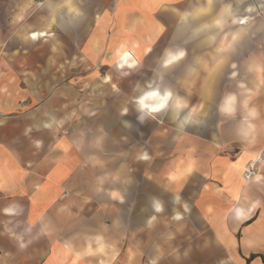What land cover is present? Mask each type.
<instances>
[{"label":"crops","instance_id":"crops-1","mask_svg":"<svg viewBox=\"0 0 264 264\" xmlns=\"http://www.w3.org/2000/svg\"><path fill=\"white\" fill-rule=\"evenodd\" d=\"M40 1V6L45 5L37 10L36 0H0V264H90L88 259L100 264L105 262L106 255H119L127 245L124 239L130 229L129 220L153 210H168L170 203L163 199L165 209L153 192L150 199L144 200L107 195L105 177L111 173L110 164L91 165L88 150L79 148L73 134L59 132L62 121L57 117L58 62L66 56L51 52V46L57 44L53 31H88L80 42L87 61L109 54L115 63L121 47L136 52L140 43L141 53L150 50L147 41L154 43L162 37L169 30L167 22L171 17L180 19L183 13L216 11L210 6L197 7L194 11L178 8L190 0H48V4L47 0ZM226 2L227 20L231 19L228 13H233L232 7L229 10L233 0ZM242 7L244 12H250L249 4ZM184 19L186 22L179 23L174 34L176 40L190 24ZM108 31L113 32L112 39L106 38ZM176 40L168 41L166 47L169 44L171 47L151 56L158 71L153 79L156 78L158 88L164 93L177 92L171 85L174 81L181 83L178 88L189 87L182 83L183 73L202 68L194 65L203 62L199 54L198 57L187 54L182 47L185 42ZM180 50L183 56L177 55ZM219 56L211 59L216 61ZM233 64L229 77H238ZM173 71L179 73L170 78ZM64 73L68 76L67 67ZM219 75L220 72L211 77ZM62 86L67 89L66 85ZM191 91L218 93L209 83ZM224 110V115H231L233 102L225 104ZM103 118L115 131L113 141L121 147L123 131L115 129L117 125L107 121L106 115ZM151 127L145 124L146 129ZM251 128L247 124L241 127L240 138L247 146L233 151V160L215 155L213 148L203 150L209 151L210 156L201 155L200 149L189 151L188 156L195 158L190 164L192 174L200 179L197 199L192 200V221L199 225L198 231L204 228L210 232V235H195L192 264H264V210L255 198L242 197L243 185L257 182L261 165L253 179L243 180L245 165L260 155L253 145L248 146L255 141ZM259 139L262 140L261 136ZM144 141L147 143V139ZM166 141L156 140L159 144ZM154 142L152 139L150 148ZM135 146L129 149L133 153L142 145ZM181 146L176 150L178 153L182 152ZM116 147L114 151L121 152ZM145 147V151L138 153V160L145 163H136V171L145 169L153 180L182 171L180 164L171 171L169 162L154 158L153 151L148 152V146ZM142 153L147 157L143 158ZM180 156L184 155H177ZM112 164H117L119 169L114 170L118 171L119 179L109 190L115 193L121 191V159ZM154 185L152 181V189L160 188ZM173 205L178 203L174 201Z\"/></svg>","mask_w":264,"mask_h":264},{"label":"rangeland","instance_id":"rangeland-1","mask_svg":"<svg viewBox=\"0 0 264 264\" xmlns=\"http://www.w3.org/2000/svg\"><path fill=\"white\" fill-rule=\"evenodd\" d=\"M38 1L40 0H36V4ZM226 3V0H190L181 3L178 6L181 11H194L197 7L210 6L216 12L183 13L179 15L180 19L171 17L167 22L169 30L154 43L147 41L150 50L145 49L141 53L140 43V46H136V52L135 49L128 48L137 62L136 67L131 69L116 68V63L109 54H101L98 60L87 61L80 49V42L88 32L86 30L53 31L52 36L56 38L57 44L51 46V52L66 56L64 61L58 62L57 117L62 121L59 123V132L73 134L79 148L88 150L91 165L103 167L110 164L111 173H107L105 177L107 195L119 199L144 200L150 199L154 193L153 197L165 209L167 207L164 201L170 203L168 210H153L147 215L139 214L129 220L130 229L124 239L127 245L119 255H106L105 262L101 261L100 264H192L194 254L191 252L195 235H210V232L204 228L198 231L199 225L192 221V200L197 199L200 179H197V174H192L190 164L195 158L188 156L189 151L200 149L201 155L210 156L209 151L203 150L213 148L215 155L227 156L233 160V151L238 152L247 146L240 138L241 127L246 124L252 126L251 132L255 138L248 146L253 145L258 149L263 161L256 176L257 182H245L242 197L255 198L260 209L264 210V134H260L264 130V0H233V4L229 3L230 7L228 6L229 10L232 7L233 13H228V18L233 17L234 21L225 19ZM244 4L250 5V12L242 10ZM43 5L37 4L36 9L40 10ZM184 17L190 24L176 40L174 34L178 24L185 21ZM217 20L222 21L214 24ZM200 24L202 29L198 26ZM112 34V31H108L105 36L112 39ZM175 40L185 42L182 47L187 54H199L203 62H194V65H202V68L197 65V70L183 73L182 83L189 87L178 88L181 83L172 82L171 85L176 87L177 92L169 93L172 95L169 105L153 114L147 107H140L139 103L144 91L148 89L164 93L158 88L156 78L153 79L158 71L151 56L165 49L168 41ZM210 55L213 59L214 55L220 56L213 61ZM232 64L233 68H237L238 77H229ZM66 67L68 76L64 73ZM218 72L219 77H211ZM178 73L170 72V78ZM208 83L218 93H192V88L199 89ZM62 85H66L67 89L61 88L64 87ZM231 102L233 113L224 115L222 111L225 112V104ZM104 115L107 121L117 125L115 129L123 131L121 147L113 141L115 131L104 123ZM141 123L153 127L146 129L145 124ZM160 138L167 141L159 144L156 140ZM146 139L147 143L143 142ZM152 139L155 142L150 148ZM185 140L188 143L184 146ZM145 145L148 146V152L153 151L154 158L169 162L171 171L176 170L179 164L182 171L171 172L159 180H153L144 168L142 172L141 169L136 171V163H145V160H138V153L145 151ZM115 146L121 152H115ZM131 146L141 148L133 153L129 150ZM179 146L182 149L180 153L176 151ZM179 154L184 156L177 157ZM119 159L122 171L121 191L113 193L109 190L114 181L119 179V169L112 162ZM115 168L117 172L114 171ZM152 181L160 188L152 189ZM174 201L178 205H173ZM177 212L180 214L179 218L175 217ZM88 262L97 263L91 259Z\"/></svg>","mask_w":264,"mask_h":264},{"label":"bare ground","instance_id":"bare-ground-1","mask_svg":"<svg viewBox=\"0 0 264 264\" xmlns=\"http://www.w3.org/2000/svg\"><path fill=\"white\" fill-rule=\"evenodd\" d=\"M182 52H183L182 50L178 51L177 55H180ZM118 53L119 54H118L116 62H115L116 67H118L120 69L121 68L131 69V68L136 67L137 62H136L134 56L126 48L121 47V49L119 50ZM173 58H175V56H173ZM153 93H155V95H152ZM142 99L144 100V104L143 105L140 104V107L145 108V105H147V108L149 109L148 111H151L154 114L155 112H159L169 105L170 101L172 100V95L167 93V92L166 93H160L156 89H148V90L144 91L140 100H142ZM160 103H163L164 107L157 109V105H159ZM154 109H156V110H154ZM146 157H147L146 155H143V158H146ZM157 206H159V205H157ZM157 209H161V207H158ZM177 216L179 217V214H177Z\"/></svg>","mask_w":264,"mask_h":264},{"label":"built area","instance_id":"built-area-1","mask_svg":"<svg viewBox=\"0 0 264 264\" xmlns=\"http://www.w3.org/2000/svg\"><path fill=\"white\" fill-rule=\"evenodd\" d=\"M37 4H41L40 1L37 2ZM263 157L260 155H257L253 160L249 161L242 172V178L244 181H249L253 179L258 170V166L262 163Z\"/></svg>","mask_w":264,"mask_h":264},{"label":"clouds","instance_id":"clouds-1","mask_svg":"<svg viewBox=\"0 0 264 264\" xmlns=\"http://www.w3.org/2000/svg\"><path fill=\"white\" fill-rule=\"evenodd\" d=\"M180 55L183 56L184 53L182 52ZM165 63L167 64V63H169V61H166ZM152 95H155V93H153ZM139 103H140L141 105H143V104H144V100H143V99L140 100ZM145 107H147V105H145ZM163 107H164V104H163V103H160L159 105H157V109H160V108H163ZM154 110H156V109H154ZM125 111H126V110H125ZM141 119H143V118L141 117ZM158 207H159V206H157V208H158Z\"/></svg>","mask_w":264,"mask_h":264}]
</instances>
